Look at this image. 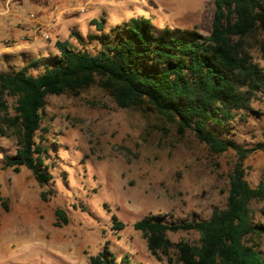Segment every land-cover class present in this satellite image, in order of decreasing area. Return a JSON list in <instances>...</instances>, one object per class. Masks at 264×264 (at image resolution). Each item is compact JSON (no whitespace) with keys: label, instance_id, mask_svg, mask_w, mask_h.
<instances>
[{"label":"rangeland","instance_id":"1","mask_svg":"<svg viewBox=\"0 0 264 264\" xmlns=\"http://www.w3.org/2000/svg\"><path fill=\"white\" fill-rule=\"evenodd\" d=\"M102 1L104 13L97 19L104 18L103 28L85 23L78 49L96 51L102 33L132 17L146 18L154 32L207 35L211 28L212 0ZM243 47L264 68V36L256 31L244 37ZM54 54L48 47L1 54L0 71L39 58V69H29L35 74ZM5 99L13 115L15 98ZM40 126L36 137L48 147L44 163L50 175L43 185L25 166L2 167V156L15 153L17 132L10 128L0 136V199L6 204L0 200V264H89V257L105 247L116 261L128 260L122 264H167L149 254L133 223L146 216L164 222L206 219L212 208L225 204L234 151L214 153L191 130L179 135L174 123L146 104L120 108L93 83L77 94L46 95ZM221 136L244 146L264 141V92L251 99L248 110L236 111ZM242 165L251 186L264 185V150L248 155ZM248 207L252 220L264 223V199ZM56 208L65 211L66 224H54ZM113 217L123 228L112 227ZM167 236L173 244L198 240L192 230ZM256 242L264 255V236ZM173 253L171 264H180Z\"/></svg>","mask_w":264,"mask_h":264},{"label":"trees","instance_id":"2","mask_svg":"<svg viewBox=\"0 0 264 264\" xmlns=\"http://www.w3.org/2000/svg\"><path fill=\"white\" fill-rule=\"evenodd\" d=\"M211 28L207 35L194 31L164 29L154 32L144 17H132L98 37L99 49H73L56 40L57 54L46 57L43 70L39 58L11 70L0 71V136L7 129L17 132L13 155H3L2 167L25 166L39 185L46 172L48 147L42 137L41 111L46 95L77 94L96 83L120 108L140 106L163 116L182 135L193 131L214 153L233 150L237 161L228 175L225 204L214 207L206 219L190 218L164 222L146 216L133 223L142 233L149 254L172 263L171 251L180 264H264L256 240L264 236V223L254 222L248 207L264 199V185L251 186L245 179L242 161L264 150V141L249 146L221 133L236 111L248 110L251 99L264 92V68L243 47L244 37L257 31L264 36V0H212ZM104 18L92 24L102 30ZM5 96L15 98L13 115ZM44 199V193L41 192ZM1 205L6 208L2 199ZM55 225L66 224L62 208L54 211ZM112 227L124 224L113 217ZM192 230L196 243L173 244L167 232ZM126 258V257H125ZM106 247L89 257V264H122Z\"/></svg>","mask_w":264,"mask_h":264},{"label":"crops","instance_id":"3","mask_svg":"<svg viewBox=\"0 0 264 264\" xmlns=\"http://www.w3.org/2000/svg\"><path fill=\"white\" fill-rule=\"evenodd\" d=\"M7 1L0 0V55L33 54L35 48L46 51L47 47L56 51V40L66 41L69 47L78 49L76 43L82 36L83 25L91 24L103 14L105 4L102 0H11L8 10ZM15 4L19 7L12 9ZM52 7L60 14L57 22L51 21ZM36 25L48 31V41L39 37Z\"/></svg>","mask_w":264,"mask_h":264},{"label":"built area","instance_id":"4","mask_svg":"<svg viewBox=\"0 0 264 264\" xmlns=\"http://www.w3.org/2000/svg\"><path fill=\"white\" fill-rule=\"evenodd\" d=\"M10 1H11V0H9V1L6 2V3H7V8H8V6L10 5V4H9ZM18 7H19L18 4H15V5L12 7V9H17ZM8 10H9V8H8ZM83 10H84V7H81V10H80V11H83ZM50 17H51V21H52V22H57V21L60 20V14L57 13V12L55 11V8H54V7H52V9H51ZM35 31L37 32V34H39V37H40L43 41H48V40L50 39V34L48 33V31H46L44 28H42V26H40V25H36V27H35Z\"/></svg>","mask_w":264,"mask_h":264}]
</instances>
